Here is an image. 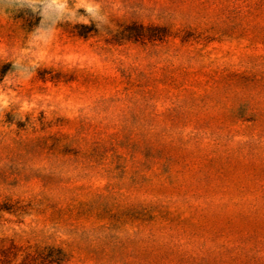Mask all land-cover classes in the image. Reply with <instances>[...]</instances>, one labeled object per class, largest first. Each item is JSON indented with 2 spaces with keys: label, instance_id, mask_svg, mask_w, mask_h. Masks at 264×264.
Returning <instances> with one entry per match:
<instances>
[{
  "label": "rangeland",
  "instance_id": "374dc122",
  "mask_svg": "<svg viewBox=\"0 0 264 264\" xmlns=\"http://www.w3.org/2000/svg\"><path fill=\"white\" fill-rule=\"evenodd\" d=\"M50 2L0 12V264H264V0Z\"/></svg>",
  "mask_w": 264,
  "mask_h": 264
},
{
  "label": "clouds",
  "instance_id": "9594fccd",
  "mask_svg": "<svg viewBox=\"0 0 264 264\" xmlns=\"http://www.w3.org/2000/svg\"><path fill=\"white\" fill-rule=\"evenodd\" d=\"M40 0H0V12H13L19 11L21 9H25V7H31L35 10L36 4H38ZM57 5H62L65 9H67V0H51L48 4V8L51 9ZM88 12L92 13L95 9L85 8ZM7 80V77H5Z\"/></svg>",
  "mask_w": 264,
  "mask_h": 264
}]
</instances>
